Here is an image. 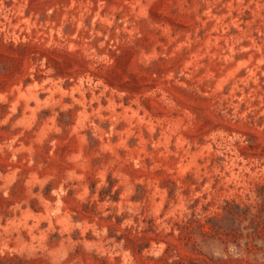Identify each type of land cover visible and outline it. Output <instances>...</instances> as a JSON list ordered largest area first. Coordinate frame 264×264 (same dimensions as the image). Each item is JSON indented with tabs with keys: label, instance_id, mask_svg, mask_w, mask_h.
I'll return each mask as SVG.
<instances>
[{
	"label": "rangeland",
	"instance_id": "rangeland-1",
	"mask_svg": "<svg viewBox=\"0 0 264 264\" xmlns=\"http://www.w3.org/2000/svg\"><path fill=\"white\" fill-rule=\"evenodd\" d=\"M0 264H264V0H0Z\"/></svg>",
	"mask_w": 264,
	"mask_h": 264
}]
</instances>
